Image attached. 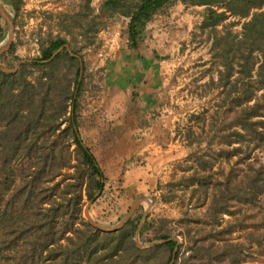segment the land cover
Returning a JSON list of instances; mask_svg holds the SVG:
<instances>
[{
  "label": "trees",
  "instance_id": "obj_1",
  "mask_svg": "<svg viewBox=\"0 0 264 264\" xmlns=\"http://www.w3.org/2000/svg\"><path fill=\"white\" fill-rule=\"evenodd\" d=\"M6 1L16 15L22 0ZM115 1L106 0L104 5ZM165 2L139 0L131 12H124L130 16L128 31L133 47L137 28L142 29ZM241 4L237 10L240 15L247 16L250 6L256 11L243 21L239 32H227L221 38L215 62L221 66L219 86L234 105L233 122L214 126L218 153L210 154L209 149L195 152L187 159L190 164L181 169L182 176L167 182V191L161 193V200L169 202L177 190H188L186 208L205 207L217 223L224 214L236 215L232 207L264 198V163L253 174L242 170L241 179L235 181L231 170L214 168L218 158L228 161L237 155L235 164L246 162L257 145L255 142L249 148L250 141L264 140V120L254 119L264 116V90L255 95V87L264 85V0H244ZM224 15L210 9L203 24L215 26ZM65 43L60 37L52 38L41 46L37 58L21 62L14 72L0 71V216L13 205L23 208V224L13 232L29 234L31 264H37L35 259L41 256L45 264H169L159 259L161 249H166L168 259L173 256L172 264H176L177 241L162 234L157 237L159 229L149 222L148 215L139 228L140 239L165 240L149 247L134 241L139 218L131 216L119 230L101 232L82 217L85 202L103 192L105 176L79 132L80 58L63 48L47 61ZM219 43L218 37L214 44ZM9 51L12 45L1 56ZM70 69H74L72 78L65 72ZM252 97L254 102L248 104ZM211 143L209 140V146ZM153 257L158 261L152 262Z\"/></svg>",
  "mask_w": 264,
  "mask_h": 264
},
{
  "label": "rangeland",
  "instance_id": "obj_2",
  "mask_svg": "<svg viewBox=\"0 0 264 264\" xmlns=\"http://www.w3.org/2000/svg\"><path fill=\"white\" fill-rule=\"evenodd\" d=\"M105 1L22 0L15 15L12 6L6 0H0V9L6 11L3 6L8 8L14 26L11 36L12 51L2 56L3 52L0 54V67L11 69L20 60L31 61L37 58L41 46L52 38L60 37L66 40L68 50L76 54L82 62V89L78 105L79 112L87 111L93 102L99 100L109 67L116 66L121 55L132 50L128 31L130 16L126 13L131 12L139 0H116L108 6L104 5ZM241 1L244 0H166L145 22L142 29L137 28L139 33L135 47L141 43L146 48L161 44L163 50L171 46L175 54L183 57L179 65L180 73H186L189 68L196 72L200 67L197 58L210 57L212 54L215 62H218L221 38L227 32H239L243 21L256 11V8L250 6L247 16L238 14L237 10L243 6ZM248 5H251L250 1ZM210 9L217 13H225L215 26L203 24ZM179 15L186 17L182 19ZM0 29L1 46L6 42L9 31L8 23L2 16ZM157 33L162 36L159 38ZM218 37L220 43L215 45L214 40ZM64 66L63 63L62 72ZM65 72L72 78L74 69ZM263 90L264 85L256 86L255 95L260 96ZM223 91L221 89L205 92L206 99L202 102L204 105H200L199 113L204 118V130H201V127L194 130L201 140H212L210 146L206 144L203 145L205 147H200L198 150L200 153L207 149L210 154L218 153L217 148L220 144H216L219 138L215 137L214 126L222 123L224 126L230 125L233 122L234 105L230 104V96L225 98ZM202 93L203 91L197 90V94ZM253 102V97L247 101L248 104ZM219 105L225 106L218 108ZM259 118L264 120V116L254 119ZM232 145L234 146L235 142H232ZM253 145L256 147L246 162L241 160L235 164L238 157L234 155L228 161L218 158L214 168L222 166L225 171L231 170L234 181L241 179L244 172L242 170L247 169V172L253 174L264 163V140H251L249 148ZM189 164L185 163L181 168H186ZM182 174H178V178ZM165 190L167 191L166 188ZM117 192H119L117 188L113 189L106 185L101 195L90 202L89 214L99 224L114 225L128 211L131 203L120 204ZM174 194H176L174 200L169 203L155 204L149 197L144 202L146 214L144 215L145 212L140 205L131 216L136 220L139 218L141 227L148 215L149 222L159 229L156 231L157 237L162 234L177 241L179 253L176 264H264V198L259 197L251 205L232 207L236 215L224 214L223 219L220 218V222L217 223L209 212H205V207L186 208L185 203L190 197L188 190L185 192L177 190ZM88 203L89 201H86L82 208V217L86 220L89 219L85 212ZM23 212V208L16 204L11 211L0 216V264H31L29 234L13 232L14 227L23 224ZM137 238L141 243H147L140 239L139 234ZM257 242L261 244L258 245ZM149 246L151 245L143 247ZM159 254L160 260L170 262L166 249H161ZM151 261L157 262L158 257H153ZM35 263L45 264L43 256L35 259Z\"/></svg>",
  "mask_w": 264,
  "mask_h": 264
},
{
  "label": "crops",
  "instance_id": "obj_3",
  "mask_svg": "<svg viewBox=\"0 0 264 264\" xmlns=\"http://www.w3.org/2000/svg\"><path fill=\"white\" fill-rule=\"evenodd\" d=\"M135 45L109 67L99 100L78 112V122L82 140L103 171L105 187L119 190L120 204L132 205L141 198L136 209L142 205L145 212L144 202L151 197L155 204L163 203L165 184L176 180L181 166L190 163L187 159L208 144L194 129L204 130L199 109L205 92L222 89L221 66L211 54L197 58L198 71L189 68L181 74L183 57L171 46Z\"/></svg>",
  "mask_w": 264,
  "mask_h": 264
},
{
  "label": "water",
  "instance_id": "obj_4",
  "mask_svg": "<svg viewBox=\"0 0 264 264\" xmlns=\"http://www.w3.org/2000/svg\"><path fill=\"white\" fill-rule=\"evenodd\" d=\"M0 16H2L8 23V26H9V31H8V35H7V38H6V42L0 46V54L2 52H4L5 50L9 49L10 45H11V36L13 34V19L10 15H6L2 12H0ZM63 48H66L68 53L72 56H75L77 57L76 54H74L73 52H71L70 50H68V46L66 44H64L63 46H60L53 54L52 56L47 59L50 60L51 58H53L60 50H62ZM24 60H20L15 66L14 68H4V67H0V71H5V72H14L18 65L23 62ZM141 198L137 199L128 209V211L126 212V214L123 216V218L116 224L114 225H102V224H99L98 222H96V220L89 214V210H88V206L90 204L91 201H89V203L86 205L85 207V212L89 215V223L94 226L96 229H98L99 231L101 232H114V231H117L119 230L123 225H125V223L128 221V219L131 217V215L133 214V212L135 211L138 203L140 202ZM146 214V211L144 213V215ZM139 228H140V225H138L136 231H135V234H134V238H135V242L138 246L140 247H143V246H147V245H153V244H158V243H162L164 242L165 240H154V241H151V242H147V243H141L139 240H138V234H139ZM173 263V256L169 262V264H172Z\"/></svg>",
  "mask_w": 264,
  "mask_h": 264
},
{
  "label": "bare ground",
  "instance_id": "obj_5",
  "mask_svg": "<svg viewBox=\"0 0 264 264\" xmlns=\"http://www.w3.org/2000/svg\"><path fill=\"white\" fill-rule=\"evenodd\" d=\"M5 8L6 11H3L0 9V12L6 14V15H10L9 11H8V8H6L5 6H3Z\"/></svg>",
  "mask_w": 264,
  "mask_h": 264
}]
</instances>
